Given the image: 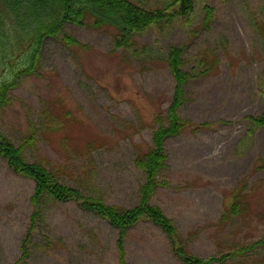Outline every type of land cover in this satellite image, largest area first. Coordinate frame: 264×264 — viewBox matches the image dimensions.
Segmentation results:
<instances>
[{
    "label": "rangeland",
    "instance_id": "1",
    "mask_svg": "<svg viewBox=\"0 0 264 264\" xmlns=\"http://www.w3.org/2000/svg\"><path fill=\"white\" fill-rule=\"evenodd\" d=\"M161 8L172 0H134ZM190 23L178 19L136 35L137 50L114 48L116 30L68 24L45 40L39 70L25 75L14 101L0 109V130L16 145L43 131L25 151L59 182L122 208L138 204L145 175L138 154L152 145L155 115L166 114L175 81L166 63L171 45L185 46V68L197 75L185 87L182 118L214 127L166 141L168 159L151 197L174 220L190 250L213 264H264V127L247 117L264 115V0H195ZM215 9L209 29L204 6ZM203 71V72H202ZM49 111L61 121L47 126ZM222 122V123H220ZM238 189L244 212L223 219ZM35 182L0 157V264L22 256L32 223ZM30 254L23 264H121L119 231L73 201L45 196ZM252 247V248H249ZM128 264H183L150 221L125 238ZM249 248V249H247ZM244 250V252H240Z\"/></svg>",
    "mask_w": 264,
    "mask_h": 264
},
{
    "label": "trees",
    "instance_id": "2",
    "mask_svg": "<svg viewBox=\"0 0 264 264\" xmlns=\"http://www.w3.org/2000/svg\"><path fill=\"white\" fill-rule=\"evenodd\" d=\"M195 9V0H172L161 8H148L134 0H0V109L13 103V91L23 77L39 70L41 52L47 38L63 34L66 45H80L74 36L63 33L66 25L89 26L98 30L111 27L117 32L113 41L114 48L135 51L136 35L149 28L171 25L178 19L190 23ZM214 20L215 9L206 4L202 27L209 29ZM185 50V46L171 45L165 55L167 67L175 81L174 94L166 114L155 115L157 128L153 131L152 145L140 152L135 160L137 168L144 172L145 182L140 187L138 204L134 207L111 206L102 198L86 197L82 191L60 183L56 173L45 165L29 162L25 151L36 145L43 131H30L21 144L16 146L0 130V157L15 173L35 182L31 197L35 209L32 223L23 242L22 256L13 264H23L30 254L31 239L41 214L39 205L45 196L57 201H73L118 229L117 249L121 264H128L126 234L131 227L142 221H150L161 230L171 253L183 264H213L225 259L195 255L173 219L162 208L151 203V197L160 186L169 187V183L160 181L168 159L166 141L183 133L196 134L216 125L194 123L179 114L185 102V87L197 75V72L185 68ZM247 120L253 127H264V115L250 116ZM60 121L55 113L49 111L48 127H55ZM228 202L222 220L244 212L243 196L238 189L230 193ZM262 244L264 240L253 246Z\"/></svg>",
    "mask_w": 264,
    "mask_h": 264
}]
</instances>
